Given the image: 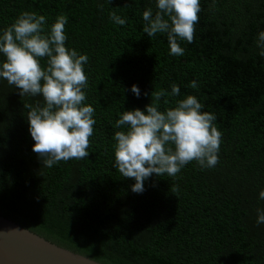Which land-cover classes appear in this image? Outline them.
Here are the masks:
<instances>
[{"label": "trees", "instance_id": "obj_1", "mask_svg": "<svg viewBox=\"0 0 264 264\" xmlns=\"http://www.w3.org/2000/svg\"><path fill=\"white\" fill-rule=\"evenodd\" d=\"M194 42L170 55L166 33L148 37L143 12L157 0H0V34L23 12L67 17L65 46L87 55L85 105L94 108L84 159L51 168L32 151L29 108L0 78V214L104 264H264V0H200ZM115 12L126 20L118 25ZM167 19V17H165ZM6 58L0 53V64ZM46 67L47 58H40ZM192 81L197 87L190 86ZM180 88L171 95V86ZM140 89L137 97L131 88ZM159 110L194 95L222 133L219 162L196 161L173 177L153 174L144 191L114 166L115 124L126 110L155 102ZM147 93V95H145ZM164 99L169 103L164 104ZM175 190V191H172Z\"/></svg>", "mask_w": 264, "mask_h": 264}, {"label": "clouds", "instance_id": "obj_2", "mask_svg": "<svg viewBox=\"0 0 264 264\" xmlns=\"http://www.w3.org/2000/svg\"><path fill=\"white\" fill-rule=\"evenodd\" d=\"M157 9L155 15L151 8L143 12V31L150 38L166 33L170 55H183L178 39L194 42L200 0H157ZM110 19L118 25L126 24L115 12L110 13ZM45 24V16L23 11L0 34V53L6 58L0 64V78L19 89L21 97H43L44 106L37 103L35 107H24L30 109L27 120L35 141L32 151L45 167L51 168L61 160L89 156L87 149L96 121L94 108L84 104L87 55L65 46V15L57 16L47 33ZM257 46L264 56V31L258 34ZM45 57L47 65L42 67L40 58ZM190 86L196 88L197 82L192 81ZM171 89V95H179L178 85L172 84ZM131 91L137 97L141 94L136 85ZM154 95L155 102L146 105L145 110H126L115 124L116 128L126 130L115 132L114 166L124 178L136 181L132 185L136 193L145 190L144 182L153 174L173 177L192 161L198 162L201 168H213L219 162L222 133L214 123L217 117L202 111L204 106L194 95L177 101L175 107L165 111L159 110V102L168 94L161 91ZM168 103L164 99V104ZM259 197L264 199V190ZM257 212L259 225L264 223V210L257 209Z\"/></svg>", "mask_w": 264, "mask_h": 264}, {"label": "water", "instance_id": "obj_3", "mask_svg": "<svg viewBox=\"0 0 264 264\" xmlns=\"http://www.w3.org/2000/svg\"><path fill=\"white\" fill-rule=\"evenodd\" d=\"M0 264H104L0 214Z\"/></svg>", "mask_w": 264, "mask_h": 264}]
</instances>
